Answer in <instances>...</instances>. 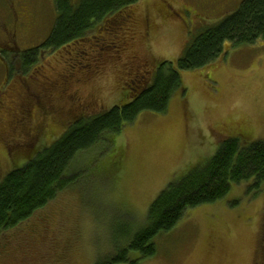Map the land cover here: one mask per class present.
Masks as SVG:
<instances>
[{
    "label": "rangeland",
    "instance_id": "374dc122",
    "mask_svg": "<svg viewBox=\"0 0 264 264\" xmlns=\"http://www.w3.org/2000/svg\"><path fill=\"white\" fill-rule=\"evenodd\" d=\"M243 1L140 0L120 28L101 25L40 53L24 71V52L55 26L54 0H0V180L26 162V146L40 153L81 117L125 105V90L142 76L152 85L161 63L181 59L195 35ZM225 52L212 67L181 73L166 114L141 113L81 151L68 173L73 186L0 235V264H98L126 246L124 227L145 229L159 194L205 166L224 141L264 144V41ZM155 245V256L139 264H264V182L231 185L221 201L187 211Z\"/></svg>",
    "mask_w": 264,
    "mask_h": 264
},
{
    "label": "trees",
    "instance_id": "16d2710c",
    "mask_svg": "<svg viewBox=\"0 0 264 264\" xmlns=\"http://www.w3.org/2000/svg\"><path fill=\"white\" fill-rule=\"evenodd\" d=\"M139 1L76 0V5L72 0H54L57 18L52 33L46 42L24 52L21 68L28 71L40 53L80 42L87 32L101 25L102 29L120 28ZM260 40L264 41V0H244L215 27L204 28L195 35L181 59L174 64L161 63L152 85L150 76H142L139 85L125 90L121 97L125 105L115 106L93 118L81 117L51 148L40 153H31V148L26 146L29 152H22L26 154L23 158L26 162L0 180V235L26 221L73 186L75 178L68 173L81 151L96 145L103 136L120 134L122 128L132 124L141 113L166 114L171 97L182 89V72L214 66L226 53V45H249ZM9 47L15 45L9 44ZM4 60L5 57H1L4 65L7 63L6 72L10 73L11 63ZM242 145L237 138L224 141L205 166L192 168L170 184L151 204L145 229L133 231L124 227L120 240L126 246L117 248L98 264H139L151 259L156 253V238L170 233L187 211L221 201L231 185L251 179L255 187L263 183L264 144L246 148ZM20 151H24L22 147ZM8 152L10 154V150ZM132 253L138 258L131 260Z\"/></svg>",
    "mask_w": 264,
    "mask_h": 264
},
{
    "label": "flooded vegetation",
    "instance_id": "af4514ba",
    "mask_svg": "<svg viewBox=\"0 0 264 264\" xmlns=\"http://www.w3.org/2000/svg\"><path fill=\"white\" fill-rule=\"evenodd\" d=\"M165 4H166V2H165ZM167 8H169V6H168V5L166 6V9H167ZM49 101H50V99H49Z\"/></svg>",
    "mask_w": 264,
    "mask_h": 264
}]
</instances>
